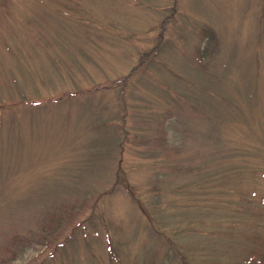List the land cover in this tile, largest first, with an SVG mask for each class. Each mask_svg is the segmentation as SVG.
I'll return each mask as SVG.
<instances>
[{
  "label": "rangeland",
  "instance_id": "374dc122",
  "mask_svg": "<svg viewBox=\"0 0 264 264\" xmlns=\"http://www.w3.org/2000/svg\"><path fill=\"white\" fill-rule=\"evenodd\" d=\"M0 264H264V0H0Z\"/></svg>",
  "mask_w": 264,
  "mask_h": 264
},
{
  "label": "trees",
  "instance_id": "16d2710c",
  "mask_svg": "<svg viewBox=\"0 0 264 264\" xmlns=\"http://www.w3.org/2000/svg\"><path fill=\"white\" fill-rule=\"evenodd\" d=\"M210 39H212V37H210Z\"/></svg>",
  "mask_w": 264,
  "mask_h": 264
}]
</instances>
